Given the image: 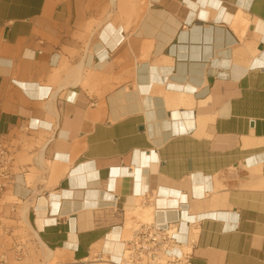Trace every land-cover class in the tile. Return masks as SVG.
Here are the masks:
<instances>
[{
	"label": "crops",
	"instance_id": "1",
	"mask_svg": "<svg viewBox=\"0 0 264 264\" xmlns=\"http://www.w3.org/2000/svg\"><path fill=\"white\" fill-rule=\"evenodd\" d=\"M0 138V264L180 219L195 264H264V0H0Z\"/></svg>",
	"mask_w": 264,
	"mask_h": 264
},
{
	"label": "built area",
	"instance_id": "2",
	"mask_svg": "<svg viewBox=\"0 0 264 264\" xmlns=\"http://www.w3.org/2000/svg\"><path fill=\"white\" fill-rule=\"evenodd\" d=\"M16 149L13 144H8L0 138V206L12 205L6 201V195L13 193L17 183V176L23 170L16 165ZM14 211V206H10ZM205 216L186 218L188 224H198ZM184 220L170 222L160 226L154 222H143L132 229L131 237L125 241V249L118 260H112L101 253H97L90 263L109 262L111 264H195L194 255L189 246L181 244L177 236L180 223ZM2 233L12 235V244L17 252L23 254L20 242L17 243L16 235L8 228L1 227ZM181 247V248H180ZM180 249V250H179ZM5 262V261H4Z\"/></svg>",
	"mask_w": 264,
	"mask_h": 264
},
{
	"label": "bare ground",
	"instance_id": "3",
	"mask_svg": "<svg viewBox=\"0 0 264 264\" xmlns=\"http://www.w3.org/2000/svg\"><path fill=\"white\" fill-rule=\"evenodd\" d=\"M148 219V218H147ZM149 220V219H148ZM151 220V218H150ZM54 254V252L51 249H48V253H47V259H50L51 256ZM56 254V253H55ZM54 258V257H53ZM56 258H54L52 261H54ZM51 261V260H50ZM45 264H50L49 262L45 263Z\"/></svg>",
	"mask_w": 264,
	"mask_h": 264
},
{
	"label": "rangeland",
	"instance_id": "4",
	"mask_svg": "<svg viewBox=\"0 0 264 264\" xmlns=\"http://www.w3.org/2000/svg\"><path fill=\"white\" fill-rule=\"evenodd\" d=\"M128 227H130V225H128ZM44 262V261H43ZM45 263V262H44ZM50 264H56L55 262H49Z\"/></svg>",
	"mask_w": 264,
	"mask_h": 264
}]
</instances>
